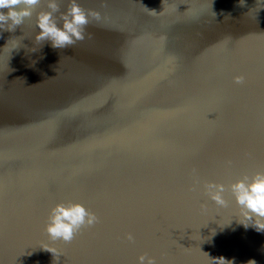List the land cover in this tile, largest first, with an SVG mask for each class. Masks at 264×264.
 Returning <instances> with one entry per match:
<instances>
[{
	"label": "water",
	"instance_id": "1",
	"mask_svg": "<svg viewBox=\"0 0 264 264\" xmlns=\"http://www.w3.org/2000/svg\"><path fill=\"white\" fill-rule=\"evenodd\" d=\"M77 2L101 16L71 48L36 12L0 29V264H264L230 188L204 190L264 170V0ZM69 201L100 220L52 240Z\"/></svg>",
	"mask_w": 264,
	"mask_h": 264
},
{
	"label": "clouds",
	"instance_id": "2",
	"mask_svg": "<svg viewBox=\"0 0 264 264\" xmlns=\"http://www.w3.org/2000/svg\"><path fill=\"white\" fill-rule=\"evenodd\" d=\"M41 3L42 0H0V29L14 31L26 18L30 19L36 12V25L40 29L35 37L36 42L50 41L54 49H65L71 48L77 41L84 40L90 18L99 19L101 16L99 11L85 9L77 0H70L65 12H60L58 0H47V7L37 12ZM4 9H7L6 13ZM58 12L59 17L56 15ZM58 21H62V26ZM234 82L243 84L245 77L237 75L234 77ZM228 188L244 217L241 223L245 227L251 223L257 231H264V170L256 171L252 176L245 174L243 178L228 186L216 181H207L204 184L206 194L220 206L228 204L224 196ZM99 220L100 217L94 211L80 202H60L50 210L46 232L52 240L70 243L79 231L94 226ZM127 239L134 241V234L129 232ZM50 251L53 253L52 250ZM215 262L231 264L224 257L215 258ZM139 264H156V259L142 254L139 257ZM248 264H256V262L250 260Z\"/></svg>",
	"mask_w": 264,
	"mask_h": 264
}]
</instances>
